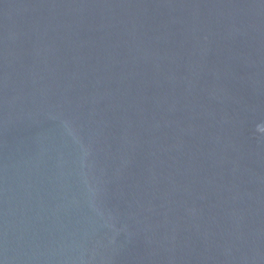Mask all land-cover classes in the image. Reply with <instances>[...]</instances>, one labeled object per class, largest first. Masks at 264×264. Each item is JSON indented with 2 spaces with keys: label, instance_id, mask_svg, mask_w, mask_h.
Segmentation results:
<instances>
[{
  "label": "water",
  "instance_id": "water-1",
  "mask_svg": "<svg viewBox=\"0 0 264 264\" xmlns=\"http://www.w3.org/2000/svg\"><path fill=\"white\" fill-rule=\"evenodd\" d=\"M0 264H264V0H0Z\"/></svg>",
  "mask_w": 264,
  "mask_h": 264
}]
</instances>
